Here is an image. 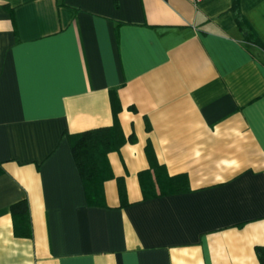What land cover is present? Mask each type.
Returning <instances> with one entry per match:
<instances>
[{"label":"crops","instance_id":"0c3cea01","mask_svg":"<svg viewBox=\"0 0 264 264\" xmlns=\"http://www.w3.org/2000/svg\"><path fill=\"white\" fill-rule=\"evenodd\" d=\"M231 6L0 0V264H260L264 0H239L256 42ZM114 120L90 204L68 135Z\"/></svg>","mask_w":264,"mask_h":264},{"label":"trees","instance_id":"16d2710c","mask_svg":"<svg viewBox=\"0 0 264 264\" xmlns=\"http://www.w3.org/2000/svg\"><path fill=\"white\" fill-rule=\"evenodd\" d=\"M231 12L245 40L256 42L254 34L248 28L240 12L239 0H232ZM111 95L112 101H115L114 94ZM130 140L133 141V138ZM68 141L82 179L87 201L90 204L97 203L99 200H95V198H99L102 182L111 177L107 154L117 150L125 142L122 131L117 121L114 120L110 127L94 128L68 135ZM149 155L151 156V154ZM144 197H148L145 189ZM10 211L16 235L30 236L31 228L27 201L21 200L12 204ZM257 255L260 264H264V247L257 248Z\"/></svg>","mask_w":264,"mask_h":264},{"label":"built area","instance_id":"2783aa9c","mask_svg":"<svg viewBox=\"0 0 264 264\" xmlns=\"http://www.w3.org/2000/svg\"><path fill=\"white\" fill-rule=\"evenodd\" d=\"M195 2L201 1V0H194Z\"/></svg>","mask_w":264,"mask_h":264}]
</instances>
